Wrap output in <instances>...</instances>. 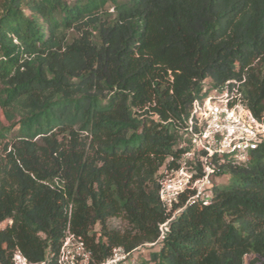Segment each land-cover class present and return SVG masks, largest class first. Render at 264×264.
I'll return each instance as SVG.
<instances>
[{"label":"trees","instance_id":"1","mask_svg":"<svg viewBox=\"0 0 264 264\" xmlns=\"http://www.w3.org/2000/svg\"><path fill=\"white\" fill-rule=\"evenodd\" d=\"M229 81L263 118L264 0H0V264H53L67 231L96 262L264 264V145L209 204L158 198L192 102Z\"/></svg>","mask_w":264,"mask_h":264},{"label":"built area","instance_id":"2","mask_svg":"<svg viewBox=\"0 0 264 264\" xmlns=\"http://www.w3.org/2000/svg\"><path fill=\"white\" fill-rule=\"evenodd\" d=\"M182 134L180 148L183 152L177 161L178 166L165 170L159 180L158 198L167 213L183 195L186 196V204H209L220 166L227 161L244 164L253 151L264 145V117L257 119L252 115L245 105L240 83L229 81L219 87L203 89L201 97L191 104ZM181 209L174 211L159 226V239L163 238L168 223ZM138 250L140 248L126 251L116 246L107 257L96 262L85 242L67 231L53 264H135ZM12 264L51 263L31 262L15 249Z\"/></svg>","mask_w":264,"mask_h":264},{"label":"rangeland","instance_id":"3","mask_svg":"<svg viewBox=\"0 0 264 264\" xmlns=\"http://www.w3.org/2000/svg\"><path fill=\"white\" fill-rule=\"evenodd\" d=\"M0 119H1V114H0ZM0 152H1V146H0ZM226 180L227 178L225 176H218L216 179V184L219 186L224 185L226 183ZM107 225L109 228L118 229V230H122L126 226V224L119 218L110 219ZM4 226L5 223L0 224V229L3 228ZM153 251H155V249L153 248H149V247L141 248L135 254V260L140 259L141 261H146V259L148 258V253ZM250 259H252V257H248L247 261H250Z\"/></svg>","mask_w":264,"mask_h":264}]
</instances>
